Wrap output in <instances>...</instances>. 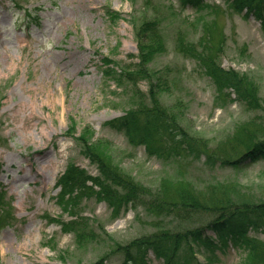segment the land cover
<instances>
[{"label":"rangeland","instance_id":"obj_1","mask_svg":"<svg viewBox=\"0 0 264 264\" xmlns=\"http://www.w3.org/2000/svg\"><path fill=\"white\" fill-rule=\"evenodd\" d=\"M208 1L216 7L202 11L200 6L187 5L180 10L166 31L168 49L157 52L152 67L163 70L162 101L181 108L179 127L187 126L195 136L197 130L220 151L232 138H246L243 123L253 121L264 127V31L254 15L233 12L226 0ZM108 7L122 18L113 20ZM141 7L142 0H0V207L10 204L15 217L11 225L0 228V264H93L108 255L112 241L104 243L103 230L98 241L80 244L77 234L49 220L70 218L57 202L56 187L69 164L85 168L87 174L99 173L98 164L81 153L76 137L82 130L92 140H109L112 149L100 152L104 160L114 170L132 173L148 196L174 188L178 178L186 176L197 190L210 189L207 184L219 180L240 189L232 191L241 195L264 197V158L241 168L214 169L204 164V157L191 161L168 149L152 153L144 145L129 143L123 130L107 124L132 106L122 87L105 76L103 69L111 64L104 65L101 58L106 55L123 65L135 60L130 57L138 52L130 19ZM181 22L183 38L175 36ZM207 22H217L225 40L213 54L214 61L245 78L246 89L258 103L261 99L257 108L229 87L220 91L199 60L175 50L202 35ZM203 50L204 43L197 45V52ZM140 87L148 90L146 82ZM164 142L173 145L169 137ZM235 144L242 148L241 142ZM84 207L97 229H107L113 242L123 243L118 247L121 251L109 255L114 262L110 264L126 258L125 244L151 234L157 222L173 221L171 227L176 222L151 211L146 215L139 207L126 211L125 205L111 216V208L96 196L87 199ZM201 222L195 217L187 225ZM209 235L218 240L212 230ZM258 235L264 237V231ZM206 249L200 248L201 260ZM210 253L218 258L215 264L241 262L238 247ZM148 258L149 264H163L152 252Z\"/></svg>","mask_w":264,"mask_h":264},{"label":"trees","instance_id":"obj_2","mask_svg":"<svg viewBox=\"0 0 264 264\" xmlns=\"http://www.w3.org/2000/svg\"><path fill=\"white\" fill-rule=\"evenodd\" d=\"M182 1L198 5L194 1L199 0ZM232 4L239 11L247 7L264 22V0H233ZM158 13L155 11L154 15ZM218 28L217 22L211 25L207 22L203 28L204 33L194 41H190L191 44L182 45V48L179 46V50L199 60L221 91L232 87L239 99L255 109L261 99L259 97L258 103L254 93L246 89L243 85L245 78L240 77L239 72L225 69L214 61L213 54L218 51L224 41L223 34L217 31ZM137 36L140 63L135 70L124 68L121 73L111 70V73L119 80V84L125 85L126 89L132 91L131 97L136 107L130 109L126 115L111 120L109 124L115 128L124 129L131 142L146 144L152 153H161V150L168 149L178 152L191 161L202 160L204 157V164L211 168H215L217 164L223 167L229 165L241 167L247 162L246 159L249 156L264 157V127L253 121L240 126L243 133H247L245 139L232 138L227 149L220 151L210 147V139H205L197 130H195V136L190 134L191 129L187 126L179 127L181 109L167 106L161 98L162 91L166 90V85L162 82L164 81L163 70H155L149 66L157 52L165 49L166 43L161 35V19L156 16L152 20L144 21L137 30ZM203 43L204 50L197 52V45ZM139 80L147 82L148 93L139 88ZM125 81L133 82L125 83ZM87 133L86 130L82 131L77 139L82 144V151L98 164L100 174L92 176L70 165L58 180V184L62 186L60 202L66 210L77 216L65 223L64 229L77 234L78 243L99 240V232L96 228L99 225L91 217L81 214L82 199L96 196L99 201L106 200L112 206L114 214H117L124 204L127 206L132 203L137 206L139 203L147 205L148 212L161 214L162 218L166 217V213L179 217V222H174L173 227L168 226L173 221L162 219L160 222H153L157 224L156 230L124 246V252L133 264H148L145 256L150 249L163 257L166 264H193L194 261L196 264H201L196 259L197 252L193 242L214 245L212 236L207 235L208 229L214 230L223 246L231 241L245 252L241 264H264V240L247 236L249 228H264V199L256 200L253 196L241 195L232 191L236 189L239 192L240 189L227 187L224 184L209 183L207 185L210 189L197 190L189 185L193 184V180L186 176L179 177L174 188L160 189L148 196L143 192L138 181L121 169L114 170L104 160L100 152L112 149L111 142L102 138L92 140L90 136H86ZM168 137L172 140L171 146H166L164 142V139ZM238 142L242 145L240 149L235 144ZM88 180H91L93 185H89ZM67 195H69L68 198H66ZM195 217L205 221L195 228H190L186 222L192 221ZM102 238H105L104 243L109 241L106 237ZM109 238L112 237L109 236ZM115 244L121 245L118 242ZM120 250L118 248V251ZM106 259L102 257L94 264H106ZM131 261L126 260L122 264H130Z\"/></svg>","mask_w":264,"mask_h":264}]
</instances>
